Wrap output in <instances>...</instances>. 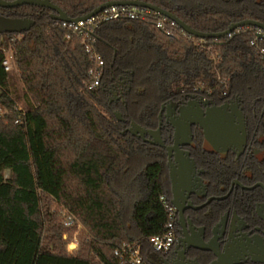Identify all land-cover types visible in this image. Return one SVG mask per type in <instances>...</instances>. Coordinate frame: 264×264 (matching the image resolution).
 Instances as JSON below:
<instances>
[{
  "label": "trees",
  "instance_id": "trees-1",
  "mask_svg": "<svg viewBox=\"0 0 264 264\" xmlns=\"http://www.w3.org/2000/svg\"><path fill=\"white\" fill-rule=\"evenodd\" d=\"M48 1L71 19L107 2H144L203 33L251 19L245 11L163 0ZM50 15L30 5L0 8L1 40L7 45L21 36L12 50L22 84L20 95L12 76L0 69V264H120L114 250L132 243L145 250L146 241L162 232L166 215L159 201L160 162L109 116L107 86L128 72V115L145 125L152 123L158 101L180 94H238L261 110L264 38L242 28L222 39L199 40L154 13L101 22L85 37L93 39L91 49L103 61L101 84L85 91L95 63L84 35ZM160 19L164 29L156 27ZM136 87H145L146 96ZM21 98L23 115L14 111ZM64 216L78 219L85 233L72 253L67 245L75 226L64 227Z\"/></svg>",
  "mask_w": 264,
  "mask_h": 264
},
{
  "label": "flooded vegetation",
  "instance_id": "flooded-vegetation-1",
  "mask_svg": "<svg viewBox=\"0 0 264 264\" xmlns=\"http://www.w3.org/2000/svg\"><path fill=\"white\" fill-rule=\"evenodd\" d=\"M163 1L245 11L251 19L241 21L264 25V0ZM106 91L108 109L124 112V119L113 113L122 134L152 148L160 162L173 241L154 255L157 264H264V105L252 110L238 94H180L158 101L145 125L128 115V72Z\"/></svg>",
  "mask_w": 264,
  "mask_h": 264
},
{
  "label": "built area",
  "instance_id": "built-area-1",
  "mask_svg": "<svg viewBox=\"0 0 264 264\" xmlns=\"http://www.w3.org/2000/svg\"><path fill=\"white\" fill-rule=\"evenodd\" d=\"M151 12L148 9L144 8H134V7H110L93 18H90L84 22H79L78 24H69L64 22L61 23L62 26H69L72 27L73 32L79 35H84L82 39V44L85 45L86 51L91 53L92 58L94 60V68L89 70V80L84 84L85 91H92L95 90L101 84L102 72H103V61L100 59L99 55L96 54L91 49V43H93V39L88 42L85 37H89L92 34L93 28L101 22L113 21L118 19H126V20H136V19H143ZM157 15V14H156ZM164 19V18H163ZM170 22V21H169ZM171 25H175L174 23L170 22ZM176 26V25H175ZM156 27L158 29H164L165 24L164 20H158L156 22ZM179 28V27H178ZM182 31V30H181ZM183 32V31H182ZM259 31L256 30V34ZM184 33V32H183ZM185 34V33H184ZM257 36V35H256ZM21 36L13 37L9 40L7 45L4 44L3 40L0 38V69L7 75H17L19 76L12 46L13 44L20 39ZM257 39H260L257 37ZM252 45L256 46L255 42ZM260 53L264 57V50H260ZM14 111L19 113V115L24 114V109L20 107L19 103L15 104ZM4 115V112L0 109V116ZM19 123V116L15 120V124ZM160 203L163 206L165 215H166V222L163 225L162 232L159 235L150 237L147 241V248L145 250L139 244L132 243V244H124L122 247L117 248L114 250V256L118 258L120 264H150L146 261L145 256L146 254H162L169 250L172 241L173 235L171 231V218L169 208L164 206L163 199L159 198ZM76 224V218L73 216H64L63 226L66 228H72ZM72 247L77 248L78 242L74 240L72 242ZM74 249V250H75ZM73 250L69 252L72 253Z\"/></svg>",
  "mask_w": 264,
  "mask_h": 264
},
{
  "label": "water",
  "instance_id": "water-1",
  "mask_svg": "<svg viewBox=\"0 0 264 264\" xmlns=\"http://www.w3.org/2000/svg\"><path fill=\"white\" fill-rule=\"evenodd\" d=\"M22 5H30L35 7H41L48 9L52 11L51 19L58 21V22H64L69 24H78L79 22H84L90 18L95 17L103 10L110 8V7H134V8H144L148 9L154 14H157L161 16L162 18L174 23L177 27H179L185 34L199 39V40H206V39H222L225 37H229L233 32H235L238 29L242 28H253L259 31L256 35L258 38H264V25L258 22L254 21H240L237 23L230 24L225 30L221 32L216 33H203L196 31L192 28H190L188 25H186L184 22L173 16L172 14L166 12L165 10L150 5L144 2H138V1H113V2H107L99 7L92 10L90 13L78 17V18H68L58 7L50 3L48 0H14L11 2L0 0V8H14ZM18 25V21L14 22L12 26L16 28ZM28 29V27L26 28ZM3 30V28L0 25V32ZM18 32L21 31V29H17ZM146 261H148L150 264H157L155 258L151 254H146L145 256Z\"/></svg>",
  "mask_w": 264,
  "mask_h": 264
},
{
  "label": "rangeland",
  "instance_id": "rangeland-1",
  "mask_svg": "<svg viewBox=\"0 0 264 264\" xmlns=\"http://www.w3.org/2000/svg\"><path fill=\"white\" fill-rule=\"evenodd\" d=\"M3 23V21H0V23ZM12 78H13V81H14V83H15V88L20 92V95L22 94V84H21V82H20V80H19V78H18V76L17 75H12ZM135 91H141V93L142 94H145V96H146V88L145 87H136V89H135ZM144 97V96H143ZM125 100V102H126V99H124ZM127 104V103H126ZM19 105H20V107L21 108H23L24 110H25V104H24V100H23V98H21L20 100H19ZM109 107V106H108ZM129 109H130V107H128V111H129ZM113 113H115V114H117L118 116H119V118H121V119H124L125 117H124V112L122 111V109H121V106H118L116 109H108V114H109V116H111V117H113V119H114V121H116L117 122V120H116V117L115 116H113ZM122 132H123V130H122ZM148 160V157H145L143 160H140L138 163V165L140 166V165H142L144 162H146ZM138 166V167H139ZM132 169H133V171L135 170V168L134 167H132ZM128 211V210H127ZM62 214V213H61ZM131 233H133V232H131ZM85 236V233H84V229H83V227L81 226V224L79 223V221H78V219H76V224H75V230H74V232H73V234H72V238L70 239V241H69V243H68V245H67V251L69 252L70 250H73V251H75L77 248H78V246H79V240H80V238L81 237H84ZM74 240H77V242H78V246H77V248L75 249V248H73L72 247V242H74ZM75 249V250H74ZM72 251V252H73Z\"/></svg>",
  "mask_w": 264,
  "mask_h": 264
}]
</instances>
